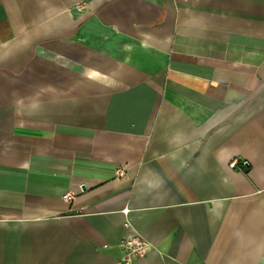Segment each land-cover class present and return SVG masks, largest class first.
Masks as SVG:
<instances>
[{
  "label": "crops",
  "instance_id": "1",
  "mask_svg": "<svg viewBox=\"0 0 264 264\" xmlns=\"http://www.w3.org/2000/svg\"><path fill=\"white\" fill-rule=\"evenodd\" d=\"M0 264H264V0H0Z\"/></svg>",
  "mask_w": 264,
  "mask_h": 264
},
{
  "label": "built area",
  "instance_id": "2",
  "mask_svg": "<svg viewBox=\"0 0 264 264\" xmlns=\"http://www.w3.org/2000/svg\"><path fill=\"white\" fill-rule=\"evenodd\" d=\"M66 197L71 199L73 196L68 195ZM151 246V242L145 236L139 233L126 238L122 241V247H124L126 252L124 260L128 263L131 262L133 259L144 255L151 248Z\"/></svg>",
  "mask_w": 264,
  "mask_h": 264
}]
</instances>
